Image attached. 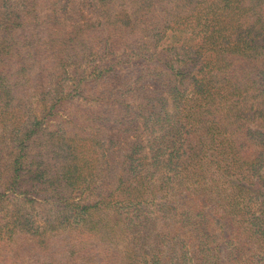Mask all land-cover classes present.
<instances>
[{
	"label": "trees",
	"instance_id": "obj_1",
	"mask_svg": "<svg viewBox=\"0 0 264 264\" xmlns=\"http://www.w3.org/2000/svg\"><path fill=\"white\" fill-rule=\"evenodd\" d=\"M24 261L264 264V0H0V264Z\"/></svg>",
	"mask_w": 264,
	"mask_h": 264
},
{
	"label": "rangeland",
	"instance_id": "obj_2",
	"mask_svg": "<svg viewBox=\"0 0 264 264\" xmlns=\"http://www.w3.org/2000/svg\"><path fill=\"white\" fill-rule=\"evenodd\" d=\"M74 1H77V0H73V2ZM72 3V2H71ZM69 4V5H76L77 3H73V4ZM86 4V6L83 8V10H85V8L88 6L87 5V3H85ZM69 5H68V8H71V9H73V10H75L76 8H74V6H73V8L72 7H69ZM76 7V6H75ZM76 11H78V9L76 10ZM83 15H84V17H85V19H88V17H89V13H88V11H83ZM79 19L77 18V17H74V18H72V21H68V23H70V24H74V22L75 21H78ZM89 61V63L92 61L91 59H89L88 60ZM24 84H26V83H24ZM23 84V85H24ZM31 88H33V87H30V85H25V86H19L17 89H16V91L14 92V96H13V100H12V104H13V106L17 103V102H19V103H21V104H23V105H25V107L24 108H22L20 111H17L16 109H12V108H10L11 110H12V112H13V116H12V119H15L16 121H15V123H17V125L19 124V123H21V122H26V120L25 119H27L28 118V113L26 112L27 111V109H28V107L29 106H36V102H34V101H36L37 99H36V96L34 95V93H35V91L33 90V89H31ZM33 95H34V97H33ZM29 100H31L32 101V103H30L29 102ZM34 102V103H33ZM73 107H77V106H79L77 103H73V105H72ZM85 107H89V106H85ZM91 108H92V110L94 109V104H91ZM116 124V123H115ZM123 128L124 126H118V127H116V128ZM108 130H110V129H108L107 128V131ZM112 131V130H111ZM126 134H129L128 135V137H132L133 136V133L132 132H127ZM148 133L147 132H145L144 130H143V128H142V131H141V133H140V137L141 138H143V139H145V140H147L148 138H149V136L147 135ZM112 135H113V137H114V140H112V137L111 136H109L108 137V141L109 142H111L112 141V143H111V146H113V147H115L114 148V150H118V148L119 147H121V150H119L115 155H112V156H107V155H105V157L101 160V163H102V165H103V163H105L106 162V164H107V166L109 165V166H111V167H115V168H117L118 166H119V164L121 163V161H122V158H121V156L124 154V152L125 151H127L128 149H129V147H128V145H127V140L126 141H124V139L123 138H120V137H125V133H123V131L122 132H119V131H117V130H115L113 133H112ZM117 146V147H116ZM108 151L107 150H104V151H102V152H99V151H95V152H93V153H90V155H89V157L90 158H96L97 157V155H101V153H107ZM115 173H116V175H120L121 174V170L120 169H116V171H115ZM21 204H22V202H20ZM11 204V203H10ZM12 207V206H11ZM28 212H30L31 214H33V220L35 219H40L39 217V214H38V212H39V209L38 208H36L34 211H32V209H30V210H28ZM25 262V264L27 263V262H29V261H24Z\"/></svg>",
	"mask_w": 264,
	"mask_h": 264
}]
</instances>
